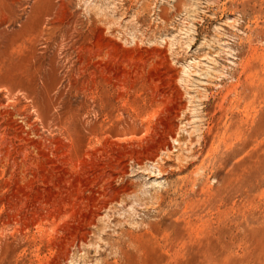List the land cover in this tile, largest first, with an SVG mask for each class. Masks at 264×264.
Listing matches in <instances>:
<instances>
[{"label":"rangeland","instance_id":"374dc122","mask_svg":"<svg viewBox=\"0 0 264 264\" xmlns=\"http://www.w3.org/2000/svg\"><path fill=\"white\" fill-rule=\"evenodd\" d=\"M110 42L161 107L97 141ZM263 54L264 0H0V264H264Z\"/></svg>","mask_w":264,"mask_h":264},{"label":"bare ground","instance_id":"6f19581e","mask_svg":"<svg viewBox=\"0 0 264 264\" xmlns=\"http://www.w3.org/2000/svg\"><path fill=\"white\" fill-rule=\"evenodd\" d=\"M138 2V1H137ZM217 4V3H216ZM215 4V5H216ZM207 10V9H206ZM224 10V9H223ZM165 11V10H164ZM182 11V10H181ZM139 13V12H138ZM167 13V12H166ZM95 16V15H94ZM113 19V18H112ZM183 22V21H182ZM184 24V23H183ZM101 26H99V29L101 30ZM98 29V30H99ZM173 29V28H172ZM100 30H99V32H100ZM211 33V32H210ZM99 34H101V33H99ZM235 35V34H234ZM257 35V34H256ZM220 36V35H219ZM258 36V35H257ZM110 37V36H109ZM207 37V36H206ZM224 38V37H223ZM226 38V37H225ZM250 38V37H249ZM110 39H113V38H111L110 37ZM247 39H248V37H247ZM107 40V39H106ZM207 40V39H206ZM217 40V39H216ZM250 40V39H249ZM108 41H110V40H108ZM166 41V40H165ZM239 41V40H238ZM103 42V40L101 41V43ZM111 42H113V41H111ZM109 43L108 45H107V48H108V51L106 52V54H105V52H103V54L104 55H106L107 56V59H108V62H109V64H108V67H106V73L105 72H103V73H105V75H104V78L102 79V81H101V75H100V83H99V81L96 83L97 85H98V83H99V86L97 87V90H96V93H95V96H94V94L92 95V96H94V98H93V100H94V105H95V109H96V113H97V115L98 116H100L101 117V120L99 121V122H97L94 126H90V128H89V134L92 136V137H94V138H97V141L98 140H101V139H105V138H107V137H109V136H111V135H119L120 133H123V134H125V133H130L131 134V136H133L132 134H134V133H136L140 128H142L141 127V125H142V122L143 121H146L145 123H147L149 120L151 121V119L152 120H154L153 118H155L156 116H157V114L160 112L159 110H160V105L157 103V101L155 100V99H153V97H152V99L150 98L149 100H148V103L147 104H143V105H138V101L136 100V99H130L129 98V96H128V94H127V92L125 91V89H127V87L126 88H124L123 87V85H121V86H119V84L117 83V78L115 77L116 75L114 74V71H113V67L111 66L112 64H111V62H113L112 61V58H113V56L111 55V53H110V51L112 50V49H114V47H115V43L114 44H112V43ZM140 42V41H139ZM139 42H138V44H139ZM224 42V41H223ZM241 42V41H240ZM251 42V41H250ZM100 43V44H101ZM106 43V42H105ZM104 43V44H105ZM119 43V42H118ZM238 43V42H237ZM107 44V43H106ZM105 44V45H106ZM117 44V43H116ZM102 45V44H101ZM100 45V46H101ZM229 46V45H228ZM105 47V46H104ZM124 47V46H123ZM251 47V46H250ZM167 48V47H166ZM259 48V47H258ZM250 49H252V48H250ZM101 50V49H100ZM98 51V50H97ZM117 51V50H116ZM231 51V50H230ZM100 52V51H99ZM98 52V53H99ZM253 52H254V50H253ZM257 52V51H256ZM98 53H96V56H97V54ZM154 53V52H153ZM227 53V52H226ZM93 54V53H92ZM99 55H100V53H99ZM103 55V56H104ZM226 55V54H225ZM257 55V54H256ZM102 56V54L100 55V57ZM105 56V57H106ZM263 56H264V54H263ZM98 57V56H97ZM96 57V58H97ZM99 57V58H100ZM232 57V56H231ZM235 57V56H234ZM233 57V58H234ZM98 59V58H97ZM164 59V58H163ZM235 59V58H234ZM264 59V58H263ZM104 60V59H103ZM105 60H106V58H105ZM114 60V59H113ZM153 60V59H152ZM151 60V61H152ZM161 60V59H160ZM99 61V60H98ZM101 61V60H100ZM159 61V60H158ZM251 61V60H250ZM90 62V61H89ZM120 62V61H119ZM122 62H123V60H122ZM125 62V61H124ZM123 62V63H124ZM98 63V62H97ZM101 63H103L102 61H101ZM117 63V62H116ZM122 63V64H123ZM153 63V62H152ZM242 63V62H241ZM96 64V63H95ZM98 64H100V63H98ZM107 64V63H106ZM106 64H102L103 66H105ZM115 64V63H114ZM113 64V65H114ZM117 64H119V63H117ZM126 63H124V65H125ZM236 64V63H235ZM244 64V63H243ZM252 64V63H251ZM260 64V63H259ZM101 65V66H102ZM121 65V64H120ZM141 65V64H140ZM158 65V64H157ZM97 66V65H96ZM95 66V68H99V66L100 65H98V67H96ZM102 66V70L105 68V67H103ZM122 66V65H121ZM128 66V65H127ZM246 66V65H245ZM124 67V66H123ZM101 68V67H100ZM158 68V67H157ZM139 69V68H138ZM164 69V68H163ZM99 70V69H98ZM101 70V69H100ZM241 70H243V69H241ZM116 71H118V70H116ZM119 71H121V70H119ZM239 71V70H238ZM248 71V70H247ZM98 72V71H97ZM100 72V71H99ZM241 72V71H240ZM250 72V71H249ZM38 73V72H37ZM93 73H95V72H93ZM101 73V72H100ZM97 74V75H98ZM116 74H118L117 72H116ZM119 74H121V73H119ZM96 75V74H95ZM94 75V76H95ZM103 75V74H102ZM124 76H125V74H123ZM247 75H248V72H247ZM123 76V77H124ZM227 76V75H226ZM96 77V76H95ZM99 77V76H98ZM178 77V76H177ZM168 78V77H167ZM94 80H95V78H93ZM127 79V78H126ZM174 79V78H173ZM244 79H245V77H244ZM243 79V80H244ZM250 79H251V77H250ZM159 80V79H158ZM160 80H162V79H160ZM230 80V79H229ZM252 80V79H251ZM251 80H249V81H251ZM119 81V80H118ZM130 81V80H129ZM95 82V81H94ZM175 82V81H174ZM178 82V81H177ZM176 82V83H177ZM223 82V81H222ZM230 82V81H229ZM228 82V83H229ZM85 83V82H84ZM95 84V83H94ZM163 84V83H162ZM164 84H166V83H164ZM215 84V83H214ZM255 84V83H254ZM235 85V84H234ZM237 85L238 84H236V87H237ZM249 85V84H248ZM251 86H252V84H250ZM228 86V85H227ZM185 87V86H184ZM217 87V86H216ZM234 87V86H233ZM232 87V88H233ZM249 87V86H248ZM96 88V87H95ZM172 88V87H171ZM170 88V89H171ZM213 88H215V87H213ZM219 88V87H218ZM221 88V87H220ZM129 89V88H128ZM227 89H229V88H227ZM158 91V90H157ZM231 91V90H230ZM235 91H237V90H235ZM214 92V91H213ZM216 92V91H215ZM225 92V91H224ZM137 93H139V92H137ZM212 93V92H211ZM222 93V92H221ZM209 94V93H208ZM225 94V93H224ZM235 94V93H234ZM252 94V93H251ZM168 95V94H167ZM219 95V94H218ZM246 95V94H245ZM254 95V94H253ZM91 96V97H92ZM136 96V95H135ZM164 96V95H163ZM185 96V95H184ZM188 96V95H187ZM223 96V95H222ZM224 98V97H223ZM222 97H221V99H223ZM238 98V97H237ZM251 98V97H250ZM142 99V98H141ZM169 99V98H168ZM192 99V98H191ZM240 99V98H239ZM172 100H173V98H172ZM229 100V99H228ZM175 101V100H174ZM186 101H187V99H186ZM218 101V100H217ZM164 102V101H163ZM179 102V101H178ZM206 102V101H205ZM204 102V103H205ZM220 102H221V100H220ZM238 102V101H237ZM248 102V101H247ZM187 103V102H186ZM234 103V102H233ZM1 104V103H0ZM219 104V103H218ZM217 104V105H218ZM93 105V106H94ZM156 105H158L159 106V110L158 109H156V108H154ZM223 105V104H222ZM235 105V104H234ZM234 105H232V108H233V106ZM91 106H92V104H91ZM187 106V105H186ZM211 106V105H210ZM221 106V105H220ZM237 106V105H236ZM213 107H214V105H213ZM219 107V106H218ZM179 108H181L180 107V105H179ZM237 108V107H236ZM175 109V108H174ZM182 109V108H181ZM231 109V108H230ZM67 112H69L70 113V116H68L67 118H65L66 120H72L74 117H76L77 116V112H75L73 109V111L75 112V113H71V107H69L68 105H67ZM92 110V109H91ZM229 110V109H228ZM237 110V109H236ZM218 111V110H217ZM177 112L178 111H176V114H177ZM223 114H224V112H223ZM226 114V113H225ZM123 115H129L131 118H132V121L130 122V124L128 125V128L127 129H125L124 131H119L118 129H119V127H118V129L117 128H115L116 126V124H118L119 122H122V121H124V116ZM187 115V114H186ZM234 115V114H233ZM172 116H173V114H172ZM216 116V115H215ZM222 116V115H221ZM159 119V118H158ZM178 119V118H177ZM210 119V118H209ZM137 120L139 121V122H141V123H139V124H137L136 122H137ZM188 120V119H187ZM190 120V119H189ZM149 121V122H150ZM174 121V120H173ZM178 121V120H177ZM161 122V121H160ZM88 123V122H87ZM186 123V122H185ZM209 123V122H208ZM148 124V123H147ZM146 124V125H147ZM188 124V123H187ZM211 124V123H210ZM58 125V124H57ZM156 125V124H155ZM185 125V124H184ZM61 126V125H60ZM124 126H125V124H124ZM144 126V125H143ZM154 126V125H153ZM157 126V125H156ZM161 126V125H160ZM174 126V125H173ZM230 126H231V124H230ZM123 127V126H122ZM192 127V126H191ZM190 127V128H191ZM216 127V126H215ZM144 129H146L147 131H150V126H148L147 125V127L145 128L144 127ZM192 129V128H191ZM159 130V129H158ZM187 130V129H186ZM185 130V131H186ZM222 130V129H221ZM231 130V129H230ZM146 131V132H147ZM145 132V133H146ZM155 132V131H154ZM171 132H172V127L170 126L169 128H168V131H167V134L169 135V136H171ZM216 132V131H215ZM214 132V133H215ZM225 132V131H224ZM157 134V133H156ZM70 135V134H69ZM101 136H103V137H101ZM129 136V135H128ZM136 136V135H135ZM227 136V135H226ZM225 136V137H226ZM70 137V136H69ZM86 137V136H85ZM119 137V136H118ZM121 137V136H120ZM210 137V136H209ZM71 138V137H70ZM63 139V138H62ZM91 139V138H90ZM124 139V138H123ZM134 139V138H133ZM186 139V138H185ZM211 139H212V137H211ZM216 139H217V137H216ZM114 140V139H113ZM137 140V139H136ZM173 140V139H172ZM177 139L175 138V141H176ZM102 141V140H101ZM211 141V140H210ZM222 141V140H221ZM213 142V141H212ZM69 145V144H68ZM107 144H105V146H106ZM211 145V144H210ZM216 145V144H215ZM166 146V145H165ZM70 147V146H69ZM92 147V146H91ZM173 147V146H172ZM114 148V147H113ZM207 148H208V146H207ZM111 148H109V150H110ZM160 151V150H159ZM173 151V150H172ZM58 152V151H57ZM83 152V151H82ZM107 152V151H106ZM204 152V151H203ZM208 152V151H207ZM204 154V153H203ZM191 155V154H190ZM54 156V155H53ZM180 156V155H179ZM159 157V156H158ZM55 159V158H54ZM53 159V160H54ZM159 159V158H158ZM93 161V160H92ZM116 161V160H115ZM200 161H201V159H200ZM106 163V162H105ZM53 164V163H52ZM152 164V163H151ZM119 166V165H118ZM157 166V165H156ZM109 167V166H108ZM112 167V166H111ZM50 169V168H49ZM91 169H93V168H91ZM52 170V169H51ZM115 170H116V168H115ZM113 173V172H112ZM120 173V172H119ZM99 175V174H98ZM101 175V174H100ZM106 176V175H105ZM108 178H109V176H108ZM101 183V182H100ZM109 204V203H108ZM102 205V204H101ZM107 210V209H106ZM94 215V214H93ZM56 221V220H55ZM35 225V224H34ZM42 235V234H41ZM74 242V241H73ZM72 243V242H71ZM86 243V242H85ZM47 246V245H46ZM65 246V245H64ZM112 247V246H111ZM67 260V259H66Z\"/></svg>","mask_w":264,"mask_h":264}]
</instances>
